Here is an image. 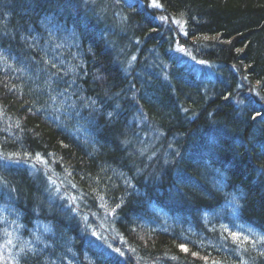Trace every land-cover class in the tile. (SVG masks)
Returning a JSON list of instances; mask_svg holds the SVG:
<instances>
[{"label": "trees", "instance_id": "1", "mask_svg": "<svg viewBox=\"0 0 264 264\" xmlns=\"http://www.w3.org/2000/svg\"><path fill=\"white\" fill-rule=\"evenodd\" d=\"M0 264H264V0H0Z\"/></svg>", "mask_w": 264, "mask_h": 264}, {"label": "snow or ice", "instance_id": "2", "mask_svg": "<svg viewBox=\"0 0 264 264\" xmlns=\"http://www.w3.org/2000/svg\"><path fill=\"white\" fill-rule=\"evenodd\" d=\"M157 7L159 6V5H156ZM185 251H187V249H184Z\"/></svg>", "mask_w": 264, "mask_h": 264}, {"label": "rangeland", "instance_id": "3", "mask_svg": "<svg viewBox=\"0 0 264 264\" xmlns=\"http://www.w3.org/2000/svg\"><path fill=\"white\" fill-rule=\"evenodd\" d=\"M149 82V81H148ZM150 84V83H149ZM148 85V84H147ZM144 97L146 98V96L144 95Z\"/></svg>", "mask_w": 264, "mask_h": 264}]
</instances>
